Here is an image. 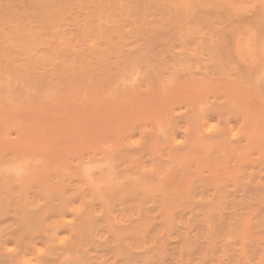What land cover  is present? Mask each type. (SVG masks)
<instances>
[{"label": "bare ground", "instance_id": "bare-ground-1", "mask_svg": "<svg viewBox=\"0 0 264 264\" xmlns=\"http://www.w3.org/2000/svg\"><path fill=\"white\" fill-rule=\"evenodd\" d=\"M0 264H264V0H0Z\"/></svg>", "mask_w": 264, "mask_h": 264}]
</instances>
